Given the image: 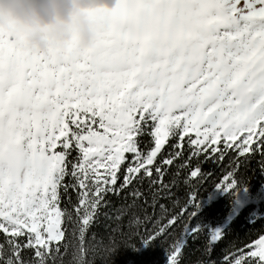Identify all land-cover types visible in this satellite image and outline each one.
Segmentation results:
<instances>
[{
	"label": "snow or ice",
	"instance_id": "1",
	"mask_svg": "<svg viewBox=\"0 0 264 264\" xmlns=\"http://www.w3.org/2000/svg\"><path fill=\"white\" fill-rule=\"evenodd\" d=\"M92 20L89 49L21 47L0 28V264H113L131 237L166 264L203 238L195 264H217L239 209L264 220V183L240 175L255 162L264 177V0H119ZM226 158L213 194L232 211L210 227L202 165ZM173 167L188 170L179 211L161 202ZM102 218L107 239L89 238ZM221 264H264V232Z\"/></svg>",
	"mask_w": 264,
	"mask_h": 264
},
{
	"label": "clouds",
	"instance_id": "2",
	"mask_svg": "<svg viewBox=\"0 0 264 264\" xmlns=\"http://www.w3.org/2000/svg\"><path fill=\"white\" fill-rule=\"evenodd\" d=\"M119 0H0V28L11 30L21 47L45 51L77 41L92 48L97 34L92 14Z\"/></svg>",
	"mask_w": 264,
	"mask_h": 264
},
{
	"label": "trees",
	"instance_id": "3",
	"mask_svg": "<svg viewBox=\"0 0 264 264\" xmlns=\"http://www.w3.org/2000/svg\"><path fill=\"white\" fill-rule=\"evenodd\" d=\"M171 151L172 149H168ZM167 153H165L166 155ZM187 155V153H185ZM232 154L230 153L229 156ZM228 159L221 163H213L212 161H208L203 163L202 167L205 172H211L213 175L211 178L207 180L206 183L202 184L199 187V195L203 201V208L200 213V219H204L207 215L212 214L213 218L211 220H215L217 214L219 213H226L230 210V200L228 199H221L214 203L210 210L204 208L207 201H204V198H210L212 195V191L214 190V185L221 181L223 176L229 171L228 166ZM195 163V162H194ZM257 165L255 162L252 163L250 168H246L241 170L240 175L242 177H247L253 187H258L261 183H264V177L260 176L258 172L255 171ZM177 169L175 167L169 169L168 175L166 180L171 182L173 180L176 181V186L172 189L171 198L167 200H163L161 202L166 203L168 207L171 209H175L179 211L178 205H182L188 195L189 188L183 183L185 176L188 175V170H181V174L179 177L175 176ZM147 194L148 184L142 186ZM75 198V194H73V199ZM112 202L114 205L119 206L121 200L117 197H112ZM247 206L245 205L242 209H246ZM247 211H252L253 209H246ZM208 218V217H207ZM261 223H252L246 220V217L241 216L236 224L232 227L231 234L226 235L224 240L217 245L215 253L213 255V259L217 261V264H221L222 257L225 251L232 246L233 244H243L247 241H251L255 239L258 234L264 232V220H259ZM221 225L215 224L214 227ZM95 234L97 238H105L107 239L108 236V221L105 219H101V221L93 227L91 233L89 234V238L91 235ZM189 241V246L187 248L185 254V261L184 264H195V261L200 258V253L198 249L201 247L203 241L197 243H192ZM131 244H139V240L136 237H131L126 242L122 241V246L118 252V254L113 259V264H166V254L160 256V252L162 247H151V248H144L140 251H134L131 247L125 245Z\"/></svg>",
	"mask_w": 264,
	"mask_h": 264
},
{
	"label": "rangeland",
	"instance_id": "4",
	"mask_svg": "<svg viewBox=\"0 0 264 264\" xmlns=\"http://www.w3.org/2000/svg\"><path fill=\"white\" fill-rule=\"evenodd\" d=\"M259 7V6H257ZM221 199H228L230 200L228 197H226L225 195L223 194H213V191H212V195L211 197L209 198H204V201H207V204H205L204 208L207 209V210H210L212 207V205L214 203H216L217 201L221 200ZM232 211V204H231V201H230V210L226 213H219L217 214V217L215 218V220H211L210 218H213L212 214H209L207 215L206 218L204 219H201V221L207 225H209L210 227H214L215 224H222L224 219L226 217H228L229 213ZM239 214L235 216V218L232 220V223L230 225V227L227 229V233L226 235H230L231 234V230H232V227L234 226V224L237 223V221L239 220V218L241 216H244V218L246 217V220L249 222L250 225H252V223H250V218H251V213L252 211H254V209L252 211H247L246 209H239ZM261 215H264V213H261ZM256 223H261L259 220L256 222ZM219 226V225H218ZM203 241V238L201 239ZM197 242H200V241H197ZM195 242V243H197ZM193 243V242H192ZM191 243V244H192ZM163 254H165V251L164 249L162 248L161 249V252H160V256H163Z\"/></svg>",
	"mask_w": 264,
	"mask_h": 264
}]
</instances>
